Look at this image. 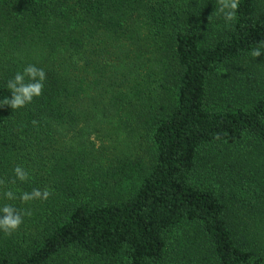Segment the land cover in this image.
<instances>
[{"label":"trees","instance_id":"trees-1","mask_svg":"<svg viewBox=\"0 0 264 264\" xmlns=\"http://www.w3.org/2000/svg\"><path fill=\"white\" fill-rule=\"evenodd\" d=\"M261 40L264 0L229 22L218 0H0V100L46 73L0 107V206L31 211L0 264H264ZM34 188L48 200L3 196Z\"/></svg>","mask_w":264,"mask_h":264},{"label":"clouds","instance_id":"clouds-1","mask_svg":"<svg viewBox=\"0 0 264 264\" xmlns=\"http://www.w3.org/2000/svg\"><path fill=\"white\" fill-rule=\"evenodd\" d=\"M219 11L224 14L226 22L233 21L239 8V0H218ZM264 54V40L258 42V46L251 51L254 58ZM46 73L42 68L29 64L23 69V72H17L14 77L7 82V89L11 91V98L5 97L0 100V107L10 106L12 109H19L31 103L34 97H39L43 93ZM14 179L11 183L15 184L16 180L26 182L29 179V173L24 167L17 165L13 169ZM0 187H6V182L0 179ZM51 192L45 188L43 190L34 188L31 192H21L19 196L11 189L3 192L7 200L19 199L22 203H28L33 200H48ZM30 216L31 211H22L12 204H3L0 206V231L6 235H11L19 229L23 223L24 216Z\"/></svg>","mask_w":264,"mask_h":264},{"label":"rangeland","instance_id":"rangeland-1","mask_svg":"<svg viewBox=\"0 0 264 264\" xmlns=\"http://www.w3.org/2000/svg\"><path fill=\"white\" fill-rule=\"evenodd\" d=\"M263 56V57H262ZM260 57H262L261 62L263 61L264 59V54H262ZM249 56L245 58V60H249ZM242 65H244L243 61H242ZM261 68L263 69L264 66L262 65ZM220 72H224V73H227L225 68H223V70ZM102 138H100V136H93L92 135V139L94 140V144L97 146V145H100L101 143H103L104 145H107V146H111V147H114L115 144L119 145L118 147H120L121 145L118 144L119 142L116 140V135L115 134H110L108 135L107 137L106 136H101ZM139 137H142L141 140H144V145L143 146V149H140L141 152V156H147L148 157V146H147V141H146V137L145 136H142L138 130L134 129L132 132H129L127 133V135L124 137V140L123 143L127 142V141H131V143H128L129 146L130 144H132L133 141H135L137 138L140 139ZM118 149V148H117ZM116 149V150H117ZM147 157H145V159H148ZM67 261L63 262V259L65 258H57L56 261L59 262V264H75L74 260L70 259L67 255H65ZM69 262V263H68ZM54 264V262L52 263Z\"/></svg>","mask_w":264,"mask_h":264}]
</instances>
